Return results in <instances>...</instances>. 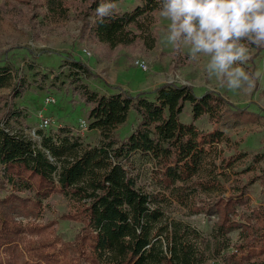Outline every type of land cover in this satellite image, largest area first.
I'll return each instance as SVG.
<instances>
[{
    "label": "trees",
    "instance_id": "obj_1",
    "mask_svg": "<svg viewBox=\"0 0 264 264\" xmlns=\"http://www.w3.org/2000/svg\"><path fill=\"white\" fill-rule=\"evenodd\" d=\"M42 1L49 17L63 21L76 8L81 39L111 49L153 38L159 12V0L103 18L96 15L101 0ZM253 49L254 56L264 51ZM63 65L90 130L103 138L86 143L67 125L36 131L38 140L15 129L24 116L11 110L10 99L24 85L12 65H0V90H13L0 106V264H264V142L248 156L222 130L257 123L260 114L215 91L197 95L173 83L136 94L99 93L85 83L97 76L85 63L70 54ZM131 112L137 115L133 130L111 135ZM256 183L262 197L251 204ZM54 195L66 199L67 210L44 221ZM199 214L215 217L207 234L187 220ZM61 220L79 224L73 239L58 235Z\"/></svg>",
    "mask_w": 264,
    "mask_h": 264
},
{
    "label": "rangeland",
    "instance_id": "obj_2",
    "mask_svg": "<svg viewBox=\"0 0 264 264\" xmlns=\"http://www.w3.org/2000/svg\"><path fill=\"white\" fill-rule=\"evenodd\" d=\"M142 4V0H120L119 11H130ZM76 7V6H75ZM78 10L73 8V17L63 21L49 17L42 0H0V65L13 67L18 73V81L24 85L21 95L13 96L11 110L21 111L24 118L14 123L15 129H21L28 136L40 130L39 115L55 119L58 125L76 127L80 119L89 124L86 108L77 95L69 88V67L64 66L67 55L85 63L97 76L85 79L89 88L99 93L128 90L133 94L152 91L163 83L189 86L199 95L206 90L215 91L225 100L239 108L247 107L249 111L261 115L257 123H245L234 128L222 130L236 141L238 149L248 156L261 152L264 142V78L257 81L251 93L241 90H228L218 78H209L206 72L207 58L198 61L189 59L187 49L177 56L174 47L169 45L164 34L169 21L159 12L151 27L153 38H139L134 44L109 48L93 40L80 37L83 21L75 17ZM252 49L249 61L243 65L249 72L259 70L264 76V51L254 56ZM137 60L147 64L146 69L136 63ZM46 75V77H42ZM13 93L10 88L0 90V106L4 95ZM52 96L54 103L46 104L45 98ZM149 98L152 94L148 95ZM23 111V112H22ZM259 111V112H258ZM2 110L0 120H4ZM2 118V119H1ZM182 120L189 121V106L182 115ZM137 115L131 112L124 123L118 124L111 135L127 136L135 127ZM195 124L208 128L205 120ZM86 143L95 145L103 138L100 130L92 129L81 135ZM248 162V158L245 163ZM264 165V161L261 162ZM149 166H146V168ZM145 171V169H144ZM3 192L0 191V194ZM251 204L261 201L260 186L256 183L250 188ZM67 210L64 197L54 195L50 200L46 219H55ZM214 216L207 218L201 214L188 218L202 233L207 234ZM32 220V219H29ZM79 224L61 220L57 223L58 235L65 241L73 239ZM235 232L231 233L235 239ZM231 252V251H230ZM209 264H221L209 261Z\"/></svg>",
    "mask_w": 264,
    "mask_h": 264
},
{
    "label": "clouds",
    "instance_id": "obj_3",
    "mask_svg": "<svg viewBox=\"0 0 264 264\" xmlns=\"http://www.w3.org/2000/svg\"><path fill=\"white\" fill-rule=\"evenodd\" d=\"M116 9L114 0H101L96 15L103 18ZM158 11L169 21L166 42L187 49L190 60L207 58L209 78L249 93L264 78L243 67L253 48L264 49V0H159Z\"/></svg>",
    "mask_w": 264,
    "mask_h": 264
},
{
    "label": "built area",
    "instance_id": "obj_4",
    "mask_svg": "<svg viewBox=\"0 0 264 264\" xmlns=\"http://www.w3.org/2000/svg\"><path fill=\"white\" fill-rule=\"evenodd\" d=\"M136 63H138L140 66L145 64L143 61L137 60ZM142 67V66H141ZM142 69H146L145 67H142ZM55 99L52 96H47L45 98V103L46 104H51L54 103ZM39 121H40V129H45L48 128L50 126H53V124L55 125V119L45 116L43 114L39 115ZM74 130L80 134V135H84L85 133H87L90 128H89V124L84 120V119H80L78 121V124L76 127H74ZM33 136L35 135V132H33L32 134Z\"/></svg>",
    "mask_w": 264,
    "mask_h": 264
}]
</instances>
